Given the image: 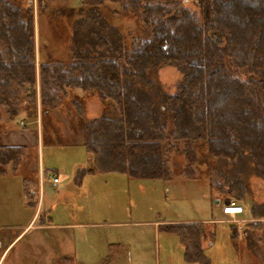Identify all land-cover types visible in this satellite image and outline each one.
I'll use <instances>...</instances> for the list:
<instances>
[{"label": "trees", "instance_id": "1", "mask_svg": "<svg viewBox=\"0 0 264 264\" xmlns=\"http://www.w3.org/2000/svg\"><path fill=\"white\" fill-rule=\"evenodd\" d=\"M18 1L0 0V123L34 119L37 105L42 113L55 110L69 90L111 101L117 118L90 121L79 99L73 101L92 158L89 170L75 171L80 179L107 172L166 179L174 152L183 155L182 173L192 179L203 148L211 192L242 204L250 198L255 221L244 227V241L264 264V204L250 195L254 179L264 184V0H80V10L62 14L71 24L68 58L44 62L36 61L32 6L22 9ZM107 2L139 18L146 36L127 46L118 28L101 19ZM43 5L39 0L40 12ZM165 65L181 76L172 95L147 75ZM169 113L174 128L167 133ZM25 152L0 146V175ZM22 195L35 209L26 184ZM187 227L188 254L199 260V225Z\"/></svg>", "mask_w": 264, "mask_h": 264}, {"label": "rangeland", "instance_id": "2", "mask_svg": "<svg viewBox=\"0 0 264 264\" xmlns=\"http://www.w3.org/2000/svg\"><path fill=\"white\" fill-rule=\"evenodd\" d=\"M28 1L19 0L18 5L22 9L27 4L32 6L36 61L66 60L71 24L62 14L70 9L80 10V0H43L42 12L39 0ZM193 1L187 5L200 15V7ZM101 12L108 18L101 19L118 28L127 46L137 37L146 36L139 18L122 13L119 4L107 2ZM147 75L168 95L175 94L181 79L172 65ZM79 93L69 90L61 107L55 110L42 113L37 105L34 119L20 116L9 124L0 123V137L14 130V138L26 147L15 169L8 165L0 175V264H184L177 239L166 234L164 227L153 226V222L218 218L219 206L214 202L217 199L219 205L220 199L209 197L204 149L197 150L200 163L194 168L192 179L182 173L185 160L175 152L170 156L171 174L166 179H131L116 172L76 178L74 170H89L92 166L83 147L82 119L72 106L81 97ZM79 101L85 106L83 118L87 121L118 117L111 101H101L89 93ZM164 119L168 133L174 128L172 115L169 113ZM0 141L6 143L4 138ZM40 170L45 173L43 180ZM52 173L61 179L56 186L52 185ZM40 181L43 185L39 191ZM24 183L42 211H48L46 217L50 220L41 223L40 218H33L35 209L27 206L22 195ZM247 206L241 218L251 216L250 205ZM227 219L232 222L239 217ZM232 224L239 230L240 253L237 255L236 246L228 237L230 226L217 224L206 256L212 264H260L247 250L241 224ZM65 247L70 252L67 257L62 254ZM117 249V254H113ZM63 259L68 261L64 263Z\"/></svg>", "mask_w": 264, "mask_h": 264}, {"label": "crops", "instance_id": "3", "mask_svg": "<svg viewBox=\"0 0 264 264\" xmlns=\"http://www.w3.org/2000/svg\"><path fill=\"white\" fill-rule=\"evenodd\" d=\"M80 92L79 94H81V97L78 96V99L81 100V99H84L85 98V95L86 93H82L81 91H78ZM90 95H92L93 93H89ZM97 97L96 94H93ZM81 103V101H80ZM81 108H82V111L84 113L85 111V106H83L81 104ZM21 123V122H20ZM24 125V123H22ZM12 130V129H11ZM81 130H82V126H81ZM14 130L11 131V134L10 135H7V136H2L0 138H4V141H6V143H1L0 141V146L2 147H17V146H20V147H24L26 149V147L23 145V144H19L17 142V140L14 138L15 137V132H13ZM82 135H83V131H82ZM83 147H84V135H83ZM37 143H38V134H37ZM84 151L85 153L91 158V156L86 152V148L84 147ZM91 163H92V158H91ZM42 170H40L41 172ZM43 172V171H42ZM41 172V179L43 180L45 178V173ZM75 173V170L74 172ZM74 175V174H73ZM51 176H56L58 179V175L55 174V173H52ZM253 181H255L254 185L251 187V197L253 198V200H255V202L257 204H264V184L261 180L259 179H254ZM59 182H61V179H59ZM25 185V184H24ZM22 185V187L24 186ZM41 185H43V183H39L38 185V190L40 191V188H41ZM208 185V184H207ZM56 186V185H55ZM23 190V189H22ZM208 190H209V197H210V200H211V197L214 198V195L211 190H210V187L208 185ZM211 194V195H210ZM249 195V197H250ZM217 197V196H216ZM38 199H39V194H38ZM219 211H218V218L214 217V218H210V219H204V220H201V221H198V220H192V221H172V222H164V221H156V222H153V226H162L164 227V232H166V234L168 235H171L173 237H175L177 239V243L180 247V250H181V253H180V258L182 260V262L184 264H212V260L210 258H208L206 256V251L208 249H210L212 247V234L214 233V228L217 224H227L230 226L229 228V232H228V237L230 240H232V245H235L236 246V253L237 255L240 253L237 251V249H239V245H241L242 242H240L239 238V230L236 228V226H233L232 223H237V225L241 224V229L240 230H243L244 227L252 222L255 221V219L252 218V216H247L246 218H241L244 214V212L248 209V206L247 204H249V199L248 198V203H240L239 205L242 206V213L237 215L239 217L238 220H235V221H230L229 219L227 218H230V216L228 215H224L221 211V207L222 205L228 203L230 200L229 198H226V197H219ZM35 201V199H34ZM223 202V203H221ZM36 206H35V213L33 215V218H35L36 220L40 217V213H43V217L44 219H47L48 217H46V213L48 211L44 210L42 211V208L39 206L38 204V201L35 202ZM257 221V220H256ZM158 223H161V224H158ZM164 223V224H162ZM31 224V222L29 223ZM199 225V228H198V231H195L194 234H197L198 235V250L200 251V256L199 254H197L196 250H195V254H197V257H199V260L196 258V259H192L190 258L189 254H188V249L189 248V245L187 243V240L183 234V230L184 228L186 229H190L191 227H187L188 225ZM46 226V225H44ZM193 229H192V232L191 234H193ZM183 235V236H182ZM235 235V238L233 239L232 237H234ZM191 237V236H190ZM65 252H62V254H64L66 257L70 255V252L69 250H66V247L64 248ZM118 252V249L113 253V254H117ZM236 256V254H235ZM64 260V263L68 260L66 259H63ZM238 260V259H237ZM236 261V259H234V262Z\"/></svg>", "mask_w": 264, "mask_h": 264}, {"label": "built area", "instance_id": "4", "mask_svg": "<svg viewBox=\"0 0 264 264\" xmlns=\"http://www.w3.org/2000/svg\"><path fill=\"white\" fill-rule=\"evenodd\" d=\"M50 178L52 180L53 186L59 183V179L56 176H51ZM242 210H243L242 207L234 201H229L228 203L221 206L222 213L230 217L241 214Z\"/></svg>", "mask_w": 264, "mask_h": 264}, {"label": "water", "instance_id": "5", "mask_svg": "<svg viewBox=\"0 0 264 264\" xmlns=\"http://www.w3.org/2000/svg\"><path fill=\"white\" fill-rule=\"evenodd\" d=\"M214 204H215L216 206H218V200H217V199L215 200Z\"/></svg>", "mask_w": 264, "mask_h": 264}]
</instances>
